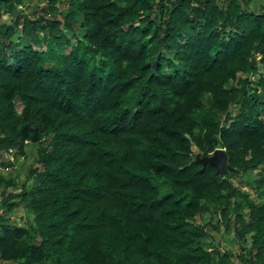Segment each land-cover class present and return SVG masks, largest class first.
I'll return each instance as SVG.
<instances>
[{"label":"trees","instance_id":"1","mask_svg":"<svg viewBox=\"0 0 264 264\" xmlns=\"http://www.w3.org/2000/svg\"><path fill=\"white\" fill-rule=\"evenodd\" d=\"M23 1L0 0V153L36 145L42 169L19 194L33 225H0V260L232 264L207 239L223 224L264 264V5L68 0L61 22ZM64 30L84 33L73 45ZM220 148L223 176L197 162Z\"/></svg>","mask_w":264,"mask_h":264},{"label":"rangeland","instance_id":"2","mask_svg":"<svg viewBox=\"0 0 264 264\" xmlns=\"http://www.w3.org/2000/svg\"><path fill=\"white\" fill-rule=\"evenodd\" d=\"M223 2L224 0H220ZM264 5L263 0H252L251 8H259L260 5ZM49 0H24L23 3L18 7L21 11V14L27 16L29 19H39L42 17L51 18L53 15L54 19L58 21H63L64 16L67 12L72 8V5L68 0H59L55 5V11L51 13L49 10ZM20 14V15H21ZM21 15V16H22ZM14 17L10 14H5L3 16V21L6 24H12ZM19 30V29H18ZM81 30H77L75 32V37L73 36V32H68L64 30V34L67 38H69L73 45L76 44V36L81 38L83 36ZM14 41L17 43L19 47L29 44V41L16 40L15 36ZM40 39L42 40V44L46 41L45 35L41 34ZM45 45V43H44ZM36 48L40 50H45L43 46H36ZM166 53V52H165ZM20 110V109H19ZM239 107H234L231 111L232 116H236L239 114ZM37 146L29 145L26 148V156L17 155L10 152H2L0 153V177L3 178L6 182H11V185L5 187L4 183L0 184V225L8 223L10 225H33L32 214L30 211L29 205L23 201L22 196L19 195L24 188L25 183H27V177L29 170L38 166L40 169L42 167L36 164L37 160ZM7 153V154H6ZM14 157V161L12 165H8L12 156ZM9 166L10 169L6 170V167ZM253 178H258L257 172L253 173ZM231 182L234 187L238 188L244 193L252 194L257 197V192L254 191L249 182H247L246 178L241 175H234L231 178ZM28 187L32 188L34 183L32 181L27 183ZM14 196V197H10ZM12 205L9 208V206ZM202 218L198 217V222H201ZM214 221H217V218H214ZM218 230H213L208 228V241L212 243L215 248H220L221 250H229L231 253L232 264H247L239 258L240 254H244L241 247L242 245L236 242V234L235 232H229L226 230L225 225L220 224ZM250 237H248V242L245 244L246 248L250 246ZM246 255H249L248 252H245ZM0 264H7L0 260ZM14 264V263H9Z\"/></svg>","mask_w":264,"mask_h":264},{"label":"water","instance_id":"3","mask_svg":"<svg viewBox=\"0 0 264 264\" xmlns=\"http://www.w3.org/2000/svg\"><path fill=\"white\" fill-rule=\"evenodd\" d=\"M18 12H13V17L18 16ZM197 162L200 163L203 167L210 165L216 169V174L218 176H223L227 172H232L233 168L228 164L227 154L224 149H217L212 155L198 158Z\"/></svg>","mask_w":264,"mask_h":264},{"label":"built area","instance_id":"4","mask_svg":"<svg viewBox=\"0 0 264 264\" xmlns=\"http://www.w3.org/2000/svg\"><path fill=\"white\" fill-rule=\"evenodd\" d=\"M7 154V153H6ZM12 156V158L10 159L11 161H9V162H13L14 161V157H13V155H11ZM10 169V167L9 166H7L6 167V170H9Z\"/></svg>","mask_w":264,"mask_h":264},{"label":"crops","instance_id":"5","mask_svg":"<svg viewBox=\"0 0 264 264\" xmlns=\"http://www.w3.org/2000/svg\"><path fill=\"white\" fill-rule=\"evenodd\" d=\"M264 2V1H263ZM263 5V4H262ZM7 264H9V262H6Z\"/></svg>","mask_w":264,"mask_h":264}]
</instances>
